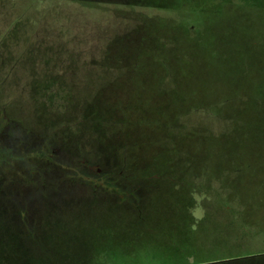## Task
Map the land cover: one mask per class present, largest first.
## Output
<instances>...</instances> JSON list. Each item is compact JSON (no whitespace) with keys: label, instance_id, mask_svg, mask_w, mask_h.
<instances>
[{"label":"rangeland","instance_id":"374dc122","mask_svg":"<svg viewBox=\"0 0 264 264\" xmlns=\"http://www.w3.org/2000/svg\"><path fill=\"white\" fill-rule=\"evenodd\" d=\"M11 126L0 264H264V0H0Z\"/></svg>","mask_w":264,"mask_h":264},{"label":"flooded vegetation","instance_id":"af4514ba","mask_svg":"<svg viewBox=\"0 0 264 264\" xmlns=\"http://www.w3.org/2000/svg\"><path fill=\"white\" fill-rule=\"evenodd\" d=\"M12 126L8 130H4L3 127H0V146L6 145L4 143V139L6 138L5 137L6 135L9 139L7 146L12 147L13 145V147L15 148V146L19 145L18 147H20L22 150H25L24 152L26 151L28 152L31 149L42 150L41 147H45L44 148L45 152H43L44 156L40 160L35 162V167H37L38 172L30 178L33 180L35 179L34 181H32V188H35L34 190L38 191L41 190L42 188L47 190L52 188L54 189L57 186V188L61 190L63 188V184H60V182L63 180L62 177L64 176L62 173L64 168L62 166V160L64 158V154L60 149L61 145H59L55 139L48 136L45 132H39L40 138L34 137L33 139L31 138L30 140L23 139V141L20 140L18 144V140L15 138L16 136L13 133L15 128ZM26 135L27 134H24V136ZM37 138L39 139V141L36 144L35 142L37 141ZM80 170L83 176H88V177H96V176L102 177L103 174L106 172V171L101 172L102 170L100 168H97L95 171V169H93L92 164L88 161H86L82 165ZM50 172H53V174H49ZM51 175H55V177H52ZM62 182H64V180ZM48 183L51 184L55 183L56 186L54 185L53 187H48L47 186Z\"/></svg>","mask_w":264,"mask_h":264}]
</instances>
